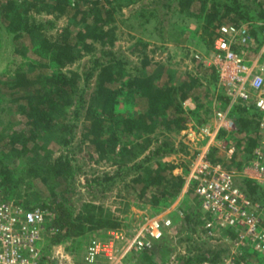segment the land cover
<instances>
[{"label": "rangeland", "instance_id": "obj_1", "mask_svg": "<svg viewBox=\"0 0 264 264\" xmlns=\"http://www.w3.org/2000/svg\"><path fill=\"white\" fill-rule=\"evenodd\" d=\"M112 1L113 7L109 2H105L106 9L100 10L99 13L104 21L103 27L111 26L110 32L103 38L90 41V44L78 51L77 55L63 68L78 74V86L80 88L87 86L84 92L86 98L95 94V79L90 77L87 82H84L82 73L91 66V60L95 56H101L103 60L114 58L117 67L123 68L126 75L139 72L143 74L147 68H153L158 63L171 68L177 95L188 114L186 127L169 129L158 126L147 137H138V145L132 146L123 157L141 158L154 144L153 137L163 134L174 143L175 150L150 159L149 165L155 162L160 165L189 163L190 156L196 148L207 141L205 129L213 128L217 122L214 112L219 109L216 88L213 87L216 82L215 68L213 64H209V61L202 59L203 56L209 55L212 48L200 38L203 24L206 23L208 3L202 0ZM40 3L42 6H47L44 1ZM33 14L37 19L50 18L54 22L52 27L36 31L40 37L46 35L51 40L57 37L62 39L74 32L77 26L76 19L71 13L41 9L33 11ZM242 20L239 15L233 14L224 17L221 22L234 23ZM206 34L208 35V31ZM0 35L2 44L10 46L3 33ZM29 51V48L16 49L11 54L9 66L17 68L21 61L29 58ZM196 52L200 54V58L195 56ZM241 52L248 60L264 62V38L257 48L249 45ZM8 55L4 53L3 57ZM0 89L6 94L1 92L3 110H0V142H2L12 128L19 126L21 118L15 111L14 102H7L12 100V95L5 93L8 90V84L1 83ZM72 109L71 105L66 109L65 119H72L74 124L72 138L74 147L65 146V149L69 148L68 153L73 156L79 169L72 178H68L71 183L60 184L57 177H54L56 181H53L45 173L33 174L32 171H26V175L23 176L24 172L21 171L19 174L18 168L10 171L8 175L10 184L15 185L9 198L15 201L25 198L29 203H41L44 200L53 206L57 192L69 201L73 210L72 214L80 224L78 235L54 241L55 236L59 235L55 228H44L42 232V243H54V249L58 250L57 254H62L61 263L82 264L85 246L92 238H105L110 231L117 229L129 233L134 227L140 225L146 216L152 214L169 215L172 225L155 244L149 258H142L138 253L132 252L129 258L133 264L144 261L149 264H184L189 257H196L195 262H198V257L214 258L230 251L227 230L220 228L211 234L206 232L198 198L191 188H184V182L175 199L164 206L151 205L135 196L131 177L132 174H139L140 170L133 168L129 169L130 173L125 176L124 173L118 174L116 166L120 160L95 150L85 134L86 128L83 125L82 115L74 120ZM260 118L248 113L247 116L242 117L241 122H238V126L235 125L228 131L220 129L219 136L212 141V145L218 148L214 151V158L232 169L235 172L236 181L243 185V176L252 177L244 171V167L263 138L258 126ZM54 136L56 132L41 140L40 154L48 153L52 157L59 154L63 145H59L56 142L57 136L56 138ZM229 144L234 146L231 155H228L225 150ZM30 154L28 151L23 152L19 155L20 158L16 160L8 158L7 161L12 166H19L28 162ZM125 169L123 172L127 171ZM180 169L181 166L173 168L174 171H180ZM256 181L257 192L252 197L254 202L259 204L258 210L264 213V183L257 179ZM5 188L6 186L0 184V192H5ZM44 208H46L47 222H52V209L50 206ZM185 215L190 217L187 218ZM102 218L108 219L111 224L113 222L117 224L107 227L106 233L98 234L96 224ZM122 244L117 240L116 247L120 248ZM241 256L247 264H264V252L257 253L243 249Z\"/></svg>", "mask_w": 264, "mask_h": 264}, {"label": "trees", "instance_id": "obj_2", "mask_svg": "<svg viewBox=\"0 0 264 264\" xmlns=\"http://www.w3.org/2000/svg\"><path fill=\"white\" fill-rule=\"evenodd\" d=\"M43 1L47 6H42L40 2ZM202 1L207 2L209 6L205 17L206 23L203 24V31L200 34L206 45L212 47L224 17L237 14L243 20L234 23L245 22L250 38L247 43L234 40L232 48L241 52L249 45L255 48L260 46L264 38L262 34L264 0ZM105 2H109L113 7L112 0H0V34L3 33L10 45H3L0 35V87L1 83L8 84L5 93L12 95V100L7 102H14L15 111L21 118L19 126L12 128L6 138L0 142V184L6 186L5 192H0L1 196L10 197L9 194L15 185L10 184L8 175L15 168H18L19 174L21 171L24 172L23 176L26 175V171H32L33 174L45 173L53 181H56L54 177H57L60 184L71 183L68 178L74 176L79 165L74 162L73 156L69 155V148L65 149V146H73L74 124L72 119H65L66 109L70 105L73 107L74 120L82 115L85 134L95 150L120 160L116 166L118 174L124 173L125 176L130 173L129 169L140 170L139 174H132L131 177L135 196L160 207L174 200L179 194L189 163L160 165L155 162L149 165L150 159L175 150L174 143L167 136L163 134L154 136V144L139 159L123 157L132 146L138 145V137H147L158 126L169 129L186 127L188 114L177 95L173 70L158 63L153 68H147L143 74L139 72L126 75L123 68L117 67L114 58L103 60L101 56H95L91 60V66L82 73L84 82L90 77L95 79V94L86 98L84 92L87 86L82 88L78 86V74L63 68L78 51L89 45L90 41L103 38L110 32L111 26L104 28V21L99 14L100 10L106 9ZM41 9L71 13L77 24L74 32L62 39L57 37L51 40L46 35L38 36L37 30L54 25L50 18L37 19L34 16L33 11ZM21 47L29 48V58L21 61L17 68H11L9 66L11 54ZM4 53L8 56L3 57ZM213 87L216 88L218 108L225 110L228 106L226 113L232 119L234 126H238V122H241L242 117L247 116L248 113L259 118L264 115V109L258 108L252 102L237 100L230 104V96L217 85V81ZM1 92L4 94L0 89L2 111ZM221 129L228 131L226 128ZM53 132H56L57 138L54 136L56 142L63 145V148L54 157L48 153L40 154L41 140L52 135ZM216 149L218 148L213 145L209 149V157L212 161H220L213 156ZM27 151L31 153L28 155V162L12 166L7 161L8 158L16 160L20 158L21 153ZM179 166H181L180 171L173 170ZM124 169L127 171L123 172ZM243 180L244 185L237 181L236 183L253 200L252 195L257 192V181L249 176H243ZM17 202L27 207L50 206L53 219L52 222H47L45 219L44 228L53 227L59 232L54 241L78 235L80 224L72 214L69 201L59 192L55 196L53 206L44 200L41 203H29L28 199L22 198L17 199ZM185 216L190 217V215ZM99 221L96 224L98 234L106 233L107 227L117 224L116 222L111 224L108 219L103 218ZM157 242L159 240L155 244ZM155 244L151 248L137 252L138 255L149 258ZM216 258L217 256L197 259L200 262L204 259ZM195 261L196 257H189L184 264ZM140 264L149 263L144 261Z\"/></svg>", "mask_w": 264, "mask_h": 264}, {"label": "built area", "instance_id": "obj_3", "mask_svg": "<svg viewBox=\"0 0 264 264\" xmlns=\"http://www.w3.org/2000/svg\"><path fill=\"white\" fill-rule=\"evenodd\" d=\"M249 38L246 23L223 22L218 27L209 55L202 59L213 64L217 84L230 96V104L241 100L264 109V62L248 60L242 52L232 48L234 40L247 43ZM195 56L200 58L198 52ZM214 116L217 122L213 128L205 129L207 141L196 148L190 159L184 188H191L197 196L206 232L211 234L220 228L227 230L231 249L215 260L204 259L191 264H247L241 256L243 249L264 252V213L236 183L235 172L222 162L210 159L209 149L219 129L234 127L226 110L217 109ZM258 126L263 138L244 171L264 183V115ZM233 149V145L225 148L228 155ZM45 219L46 208L27 207L0 195V264H63L62 254H57L54 243H42ZM171 225L169 215L152 214L129 233L117 229L105 238L94 237L86 244L81 263L133 264L129 255L151 248ZM117 240L123 243L120 248L116 247Z\"/></svg>", "mask_w": 264, "mask_h": 264}]
</instances>
